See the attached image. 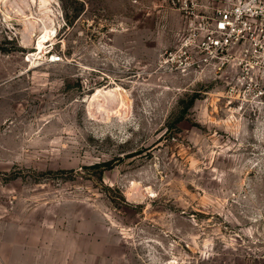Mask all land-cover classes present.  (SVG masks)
<instances>
[{"label": "rangeland", "instance_id": "rangeland-1", "mask_svg": "<svg viewBox=\"0 0 264 264\" xmlns=\"http://www.w3.org/2000/svg\"><path fill=\"white\" fill-rule=\"evenodd\" d=\"M181 31L166 0H0V264H264L263 108L163 67Z\"/></svg>", "mask_w": 264, "mask_h": 264}, {"label": "built area", "instance_id": "built-area-1", "mask_svg": "<svg viewBox=\"0 0 264 264\" xmlns=\"http://www.w3.org/2000/svg\"><path fill=\"white\" fill-rule=\"evenodd\" d=\"M182 31L160 63L169 71L228 75L229 90L257 99L264 114V0H166Z\"/></svg>", "mask_w": 264, "mask_h": 264}, {"label": "bare ground", "instance_id": "bare-ground-1", "mask_svg": "<svg viewBox=\"0 0 264 264\" xmlns=\"http://www.w3.org/2000/svg\"><path fill=\"white\" fill-rule=\"evenodd\" d=\"M41 1H44V0H41ZM41 4H44V3H41ZM34 5V4H33ZM45 5V4H44ZM14 7V6H13ZM31 7V6H30ZM50 7V6H49ZM48 9V8H47ZM31 10V9H30ZM39 10V9H38ZM49 10V9H48ZM37 12V11H36ZM29 18V17H28ZM38 18V17H37ZM35 20V19H33ZM35 22V21H34ZM46 25V24H45ZM44 27V26H43ZM50 30L52 29H48L47 27H44L42 29V34L40 36H38V38L33 42V44H35V49H41L43 48L44 46V43L47 42L49 39H51V33ZM40 53V52H39ZM32 56V58L36 55L35 53H31L30 54ZM29 55V56H30ZM38 56V55H37ZM111 91L113 92V90L111 89H106V87H97L96 88V91L93 93L92 97H91V105L94 104V101L95 99L98 98V96L102 95V94H105V93H111ZM107 96V95H106ZM93 102V103H92ZM123 104V101L121 103V105ZM125 105V104H123ZM103 106V105H102ZM109 106V105H108ZM104 107V106H103ZM101 108V107H100ZM109 108V107H107ZM113 110V108H112ZM107 112V111H106ZM114 112V110H113Z\"/></svg>", "mask_w": 264, "mask_h": 264}]
</instances>
